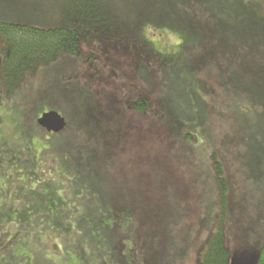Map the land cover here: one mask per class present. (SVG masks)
Returning a JSON list of instances; mask_svg holds the SVG:
<instances>
[{
	"label": "rangeland",
	"instance_id": "obj_1",
	"mask_svg": "<svg viewBox=\"0 0 264 264\" xmlns=\"http://www.w3.org/2000/svg\"><path fill=\"white\" fill-rule=\"evenodd\" d=\"M98 1L122 23L124 49L108 58L93 49L92 60L82 45L85 56L40 66L12 95L0 76V222L14 219L30 233L31 214L77 220L79 244L61 243L52 255L34 249L36 264H198L224 210L218 161L229 264L254 263L264 236V0ZM21 2L49 14L79 7ZM17 10L0 20L66 24L54 14L42 21L36 8ZM144 41L182 52L167 68L156 61L148 76ZM93 67L105 79L99 85L96 73L87 76ZM125 78L132 99L146 90L153 110L136 112L123 100L103 116L100 86ZM51 111L66 119L63 130L39 124ZM31 240L24 235L15 247ZM25 252L5 251L0 264H19Z\"/></svg>",
	"mask_w": 264,
	"mask_h": 264
},
{
	"label": "trees",
	"instance_id": "obj_2",
	"mask_svg": "<svg viewBox=\"0 0 264 264\" xmlns=\"http://www.w3.org/2000/svg\"><path fill=\"white\" fill-rule=\"evenodd\" d=\"M77 3L78 0L75 5ZM78 6L62 13V21L66 24L60 27L45 29L28 23H6L0 20V53L3 54L0 76L8 94L12 95L16 91L28 73L36 72L40 66L56 61L63 54L85 56L86 54L80 49L82 45L91 50L89 55L92 60L96 57L93 49L99 51L100 57L107 58L111 51L124 49L123 42H120L124 35L121 29L122 23L112 15L109 8L101 6L98 0H79ZM144 43V52L140 58L143 59V63L140 65L145 68L144 73L148 76L156 61L160 69L167 68L182 52L163 53L153 46H148L147 41ZM93 69L94 71H90L87 76L93 78L97 76L94 82L99 85L105 79L100 75L102 72L96 71L95 67ZM130 80L125 78L108 83L110 89L106 85L100 86V97L96 103L97 110L103 116H107L108 108L118 107L123 100L127 105L133 106L136 112L146 114L153 110L154 104L146 90L139 93L137 100L132 99ZM215 165L221 187L220 202L224 210L211 237L199 250L198 264H229L231 257L226 243L227 184L221 163L215 161ZM260 253L256 264H264V244Z\"/></svg>",
	"mask_w": 264,
	"mask_h": 264
},
{
	"label": "crops",
	"instance_id": "obj_3",
	"mask_svg": "<svg viewBox=\"0 0 264 264\" xmlns=\"http://www.w3.org/2000/svg\"><path fill=\"white\" fill-rule=\"evenodd\" d=\"M21 1L22 0H19L18 2H16L15 3L16 7H13V8L7 3L1 4L0 5V15L9 16L12 14H16L17 12H19L17 9H21V8H36V10L34 12L32 11L31 14H38V17L42 21H44L47 19V17L53 14L62 16V13L69 10V8H66L64 10H60L58 14H55L57 11H55L52 14H49V12L44 11L43 9L42 10L39 9V8H44V7L38 4H37V7H29L28 5L24 4ZM23 13H26V11H24ZM8 22H11V21L8 20ZM17 23H27V21H17ZM28 24H31V23L28 22ZM0 92L4 93V90L1 89ZM2 171L3 173H6V171L4 170ZM7 180L9 181L11 180V178L10 179L7 178ZM5 191H6L5 183L0 181V196L6 195ZM47 219L48 220H46L45 217L39 215L38 213L31 214L30 221H28V224L31 230L30 233L29 232L27 233V231H24L21 225H19L18 223H14L16 221L14 219L10 222L1 221L0 222V254H2L5 251L8 252V250L12 248H13V251H15L19 245H22L23 249H26V252L21 255L20 257L21 263L19 264H32V263L36 264L38 259L36 258L35 254L33 255L34 249H37V250H41V249L47 250L48 249L49 252L47 250V253L52 255L53 253H56L61 248V243L68 244V242H70V245L73 246L74 244L78 242L77 240L74 241L75 240L74 236L79 234L78 229H77L78 227H75L78 224L77 220L75 221V220L68 219L64 222L60 218L53 219V218L47 217ZM64 226H67V228L69 229L64 230L63 229ZM73 227H74V230H73ZM226 230H227V227H226ZM24 235H28L29 237H31L32 239L31 242L30 241L22 242L17 247H15L16 243H18L19 240ZM40 237L44 238L45 240L41 239ZM263 241H264V236H262L259 240H257L255 245L262 248L264 244ZM226 243L230 249V246L228 244V239ZM257 259L254 263H251V264H256ZM50 263L53 264L52 261H50Z\"/></svg>",
	"mask_w": 264,
	"mask_h": 264
},
{
	"label": "water",
	"instance_id": "obj_4",
	"mask_svg": "<svg viewBox=\"0 0 264 264\" xmlns=\"http://www.w3.org/2000/svg\"><path fill=\"white\" fill-rule=\"evenodd\" d=\"M38 122L48 131L59 132L67 125L66 119L58 112H46L38 119Z\"/></svg>",
	"mask_w": 264,
	"mask_h": 264
}]
</instances>
